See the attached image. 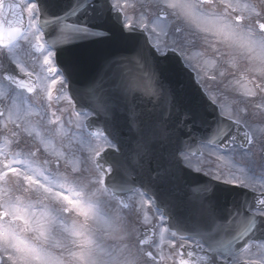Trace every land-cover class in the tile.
<instances>
[{
    "label": "snow or ice",
    "instance_id": "1",
    "mask_svg": "<svg viewBox=\"0 0 264 264\" xmlns=\"http://www.w3.org/2000/svg\"><path fill=\"white\" fill-rule=\"evenodd\" d=\"M109 2L121 30L65 23L50 44L44 31L49 21L33 0H0V195L39 190L82 216L85 228L94 221L114 238L104 252L111 264H264V233L255 235L257 223L264 225V77L239 76L223 62L227 53L215 46L221 40L230 47L258 44L264 52V41L255 39L264 36V0ZM137 35L143 37L139 43ZM208 36L216 41L209 44ZM88 39L107 40L127 54L107 60L95 77L76 80V87L69 84L76 66L61 67L58 52ZM197 47L202 50L190 53ZM170 54H179L185 68L196 73L218 112L203 136L186 128L188 138L179 139L188 113L169 126L172 95L160 79L164 69L157 70L154 61ZM137 98L164 102L150 126ZM121 125L129 133L126 146ZM93 126L102 131L93 132ZM168 144L176 145L174 152L156 158V146ZM176 161L254 193L252 210L221 207L210 188H192L182 199L157 195L174 179ZM133 173L136 179L130 180ZM130 184L144 189L138 201L126 196L133 191ZM153 207L158 225L150 219ZM177 212L184 213L179 224ZM166 216L173 221L167 227ZM51 219L61 222L56 209ZM137 222L150 224L152 237L141 234ZM26 227L36 239H47L42 222ZM13 247L25 264L33 259L57 264L23 240ZM75 255L81 264H94L86 237Z\"/></svg>",
    "mask_w": 264,
    "mask_h": 264
},
{
    "label": "water",
    "instance_id": "2",
    "mask_svg": "<svg viewBox=\"0 0 264 264\" xmlns=\"http://www.w3.org/2000/svg\"><path fill=\"white\" fill-rule=\"evenodd\" d=\"M23 1L18 0V2ZM34 1L40 10L42 19L49 21L44 26V31L50 44H53L61 34L62 26L65 23L86 24L93 28L103 26L105 30L111 29L112 31L121 30V25L117 19L118 14L112 11L109 0H93L91 4L88 3V0ZM78 5H82V7H78ZM142 39V35L136 36L137 43ZM124 54H127V52L116 44L107 40L94 39L80 40L77 43L67 45L66 52H58L61 67L67 62H72L76 66L75 79H69L70 85L75 84L76 80L95 77L107 60ZM154 63L157 70L161 67L164 69L160 79L167 85L172 95L174 113L169 126L174 127L175 124L180 122L183 114L188 113L189 119L184 122L185 128L179 130V139L188 138L189 133L186 128H190L193 135H205L219 119V116L210 99L197 83L195 75L185 68L179 56L175 54H170L165 58H157ZM75 86L79 87L78 84H75ZM136 103L143 111V119L146 126H150L162 114L163 101L156 104V102L147 98H137ZM121 128L123 131V136L121 137L122 145L126 146L129 133L123 125H121ZM100 130L102 129L93 126V132ZM175 147L176 145L173 144L158 145L156 146L155 157L159 158L161 155L167 157L169 153L174 152ZM174 166V179L169 185L158 189L157 195L163 197L167 193H174L176 197L182 199L190 194V189L192 188H210L211 192L209 194H215L216 200L221 207H237L245 212L252 210L255 203L254 193L244 188L221 184L207 176L192 172L190 169L184 168L179 161H176ZM135 179L136 175L133 173L130 180ZM129 186L133 190L141 189L144 192V189L140 188L139 184H130ZM129 193H126V196ZM152 198L155 199V197ZM183 215L184 213L182 212L174 213L175 222L179 224ZM166 219L167 224L173 222L170 217L166 216ZM140 233L152 237L151 227L141 229ZM261 233H264V225L258 222L255 235L259 237ZM259 241L253 240V242Z\"/></svg>",
    "mask_w": 264,
    "mask_h": 264
},
{
    "label": "clouds",
    "instance_id": "3",
    "mask_svg": "<svg viewBox=\"0 0 264 264\" xmlns=\"http://www.w3.org/2000/svg\"><path fill=\"white\" fill-rule=\"evenodd\" d=\"M244 32L249 31L243 29ZM207 41L213 44L216 37L208 36ZM257 42L264 41V36L255 34ZM220 50L227 53L223 61L229 64L239 76L253 79L264 77V52L259 45L249 47L228 46L222 40L218 43ZM56 209L61 222L55 223L51 219V211ZM63 203H54L44 193L26 191L23 195L12 196L8 193L0 195V212L8 213L0 217V256L5 264H25L18 258L22 253L17 252L13 244L23 240L42 250V254H51L57 264H81L75 254L81 251V241L86 237L91 243L94 264H111L104 252L112 248L113 237L105 232L94 221L89 220L84 227V218L75 211L64 210ZM26 222L32 224L42 222L47 230V239H36L37 233L26 227ZM84 231L82 237L78 233ZM23 247V245H19ZM12 257V259H8ZM31 264H45L43 260H31Z\"/></svg>",
    "mask_w": 264,
    "mask_h": 264
},
{
    "label": "rangeland",
    "instance_id": "4",
    "mask_svg": "<svg viewBox=\"0 0 264 264\" xmlns=\"http://www.w3.org/2000/svg\"><path fill=\"white\" fill-rule=\"evenodd\" d=\"M26 15H27V13H26ZM202 49L200 48V47H197V48H195V49H191L190 50V53L191 52H197V51H201ZM196 78H197V81L203 86V83L201 82V80H200V78L199 77H197L196 76ZM203 88H204V86H203ZM204 90L206 91V89L204 88ZM206 93H207V95L209 96V94H208V92L206 91ZM209 98H210V96H209ZM61 104H63V102H61ZM81 119H83L82 117H81ZM87 134V133H86ZM140 193H142L140 190H135L133 193H131V194H129V196H128V198L130 199V200H139V198H140ZM137 208H139V204L137 203ZM145 211H147V208H145ZM158 214L156 213V211H155V207H153L152 208V211H151V214H150V219L154 222V223H156L157 225L159 224V221L157 220V219H155V217L157 216ZM165 227H167L166 226V220H165V225H164ZM136 227L137 228H139V230H140V228L141 227H151V225L149 224V225H145V224H142L141 222H137V224H136ZM167 248H165V252L167 253ZM169 264H170V262H169Z\"/></svg>",
    "mask_w": 264,
    "mask_h": 264
},
{
    "label": "flooded vegetation",
    "instance_id": "5",
    "mask_svg": "<svg viewBox=\"0 0 264 264\" xmlns=\"http://www.w3.org/2000/svg\"><path fill=\"white\" fill-rule=\"evenodd\" d=\"M191 50V49H190ZM37 70L39 71V67L37 68ZM57 87H59L58 85H57ZM55 95H56V93H55V90H53V96L55 97ZM61 102H63V101H61ZM60 102V103H61ZM83 118V117H82ZM261 243V242H260ZM260 243H258V244H260Z\"/></svg>",
    "mask_w": 264,
    "mask_h": 264
}]
</instances>
